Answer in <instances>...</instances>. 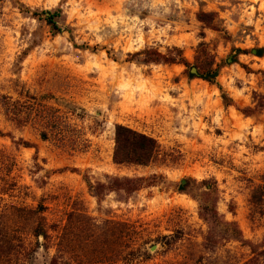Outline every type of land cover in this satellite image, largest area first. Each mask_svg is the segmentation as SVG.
<instances>
[{
  "label": "rangeland",
  "instance_id": "374dc122",
  "mask_svg": "<svg viewBox=\"0 0 264 264\" xmlns=\"http://www.w3.org/2000/svg\"><path fill=\"white\" fill-rule=\"evenodd\" d=\"M55 11L61 32L39 16ZM200 12L214 14L218 30ZM262 48L264 0L0 2V264H51L58 255L66 264H264V203L251 201L264 189ZM150 49L189 66L147 63L139 53ZM209 61L216 79L195 77ZM5 97L31 110L29 122L6 116ZM45 108L65 118L66 136L40 138L35 116ZM117 125L155 138L157 160L116 165ZM115 177L156 179L131 195L114 188L96 196L87 184ZM204 182L218 188L222 223L210 249L199 215ZM70 215L90 220L104 257L93 260L92 248L80 258L58 253ZM38 217L48 239L34 235ZM120 223L136 231L125 243L146 260H122L129 248L120 255L124 239L109 232Z\"/></svg>",
  "mask_w": 264,
  "mask_h": 264
},
{
  "label": "trees",
  "instance_id": "16d2710c",
  "mask_svg": "<svg viewBox=\"0 0 264 264\" xmlns=\"http://www.w3.org/2000/svg\"><path fill=\"white\" fill-rule=\"evenodd\" d=\"M4 0H0L2 2ZM38 13H34V16H38ZM39 16H45L47 23L52 27L55 32H61V28L57 25L55 19L61 16V11L51 12H42ZM199 21L205 23L206 25L218 30L216 25V17L214 14L200 12L198 14ZM237 53H240L241 50L235 49ZM257 56L262 57L264 54V48L257 50ZM139 55H144L146 57V62L154 63H164V64H183L188 67L189 63L181 56L179 58L172 55L166 56L155 50H146ZM208 62V61H207ZM236 62V57L232 60ZM198 73L195 77L207 81H214L218 76L217 69H213V64L204 63L200 67H196ZM3 106L6 111V116L17 125H22L31 119V110H26L24 103L20 101H11L9 98H4ZM31 99H34L31 97ZM36 100V99H34ZM225 105L230 106L233 104L232 99L227 96H223ZM31 105V104H30ZM29 105V106H30ZM39 106V105H38ZM32 108V106H30ZM37 110V109H36ZM35 116L36 120L41 122L43 129L40 131V138L43 141L50 140L52 135L54 136H66L64 133L67 131L66 128L69 127V124L64 120L65 118L59 115L57 110L51 108H45V110L38 109ZM75 112V111H73ZM245 114H251V110L247 109L244 111ZM76 114V112L74 113ZM80 116L81 114H76ZM0 136H4V133L0 131ZM60 143L65 142L67 145L71 144L69 140L60 139ZM76 141H73L74 147L76 146ZM26 146H30L29 143H23ZM161 147L158 141L144 133H140L136 130H133L124 125H117L115 128V145L113 149V162L119 166H149L154 163L160 153ZM155 177H115L111 178L108 184L98 183L94 185L91 181H87L90 191H94L96 196H100L103 191L106 190H122L126 194L131 195L144 187H150L155 183ZM208 188L207 193H203L204 199L200 201V217L208 224L209 232L205 238L206 245L208 249L212 248L216 244L215 240V230L217 227L222 224L220 222L219 214L216 208L217 198H214L218 194V188L215 186L208 185L203 183ZM180 190L185 191V185L180 186ZM251 201L255 206H261L264 203V189L256 190L251 197ZM44 210L43 206L39 207L38 213H41ZM44 217H38L37 225L34 229V235L39 237L43 236L44 239H48V231L45 228ZM113 225V224H112ZM93 224L90 220L80 219V217L70 215L67 225L63 229V233L59 237L57 243L58 253L62 254H72L74 258H80L77 254L79 250H85L92 248L93 260L104 257L106 255V249L98 248L96 245L97 237L94 234H90L91 227ZM117 231V233H116ZM110 235L116 237V239L123 240V249L121 251L122 255L125 251V248H129L128 251L124 253L122 260L126 263H130L135 260H146L148 258L147 252H142L140 248L130 249L128 247L129 243H125L127 238L129 241L133 239V235L136 234V231L132 229L131 226L126 223H120L117 228L109 229ZM0 237L6 239V235L0 231ZM180 239V235H175L170 238V241H167L165 245L170 246L172 241ZM82 241V242H81ZM85 243H84V242ZM9 242V241H8ZM85 244L82 249L80 245ZM90 252V250H88ZM62 256L58 255L57 260H53L51 264H66V262L61 261ZM91 261V258L88 260Z\"/></svg>",
  "mask_w": 264,
  "mask_h": 264
},
{
  "label": "water",
  "instance_id": "95a60500",
  "mask_svg": "<svg viewBox=\"0 0 264 264\" xmlns=\"http://www.w3.org/2000/svg\"><path fill=\"white\" fill-rule=\"evenodd\" d=\"M192 73H195L196 74L197 73L196 69L193 68L192 69Z\"/></svg>",
  "mask_w": 264,
  "mask_h": 264
}]
</instances>
